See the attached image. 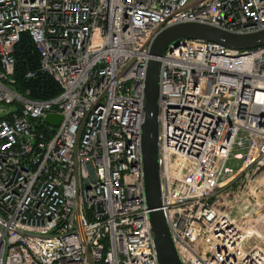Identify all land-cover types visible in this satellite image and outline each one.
<instances>
[{
	"label": "built area",
	"instance_id": "2783aa9c",
	"mask_svg": "<svg viewBox=\"0 0 264 264\" xmlns=\"http://www.w3.org/2000/svg\"><path fill=\"white\" fill-rule=\"evenodd\" d=\"M186 22L261 31L264 0H0V264H159L145 80L155 36ZM24 33L56 98L14 90ZM160 61L162 210L180 260L264 264V46L189 40Z\"/></svg>",
	"mask_w": 264,
	"mask_h": 264
},
{
	"label": "water",
	"instance_id": "95a60500",
	"mask_svg": "<svg viewBox=\"0 0 264 264\" xmlns=\"http://www.w3.org/2000/svg\"><path fill=\"white\" fill-rule=\"evenodd\" d=\"M189 40L218 43L235 51L254 50L264 46V30L231 33L202 23H180L162 30L151 42L150 60L145 80L144 124L142 127L143 180L149 218L159 264H183L180 260L162 210L159 164V108L161 61L168 50ZM45 123L57 127L62 117L49 114Z\"/></svg>",
	"mask_w": 264,
	"mask_h": 264
},
{
	"label": "trees",
	"instance_id": "16d2710c",
	"mask_svg": "<svg viewBox=\"0 0 264 264\" xmlns=\"http://www.w3.org/2000/svg\"><path fill=\"white\" fill-rule=\"evenodd\" d=\"M16 69L14 74V90L21 96L31 100H50L61 93V88L48 75L39 72L40 56L30 35L24 33L14 51ZM34 71L32 79L26 77L27 72Z\"/></svg>",
	"mask_w": 264,
	"mask_h": 264
},
{
	"label": "rangeland",
	"instance_id": "374dc122",
	"mask_svg": "<svg viewBox=\"0 0 264 264\" xmlns=\"http://www.w3.org/2000/svg\"><path fill=\"white\" fill-rule=\"evenodd\" d=\"M235 165H236V162L233 163V166H235Z\"/></svg>",
	"mask_w": 264,
	"mask_h": 264
}]
</instances>
